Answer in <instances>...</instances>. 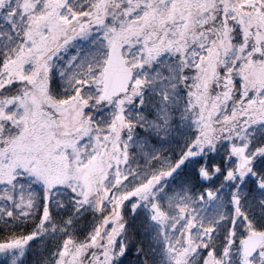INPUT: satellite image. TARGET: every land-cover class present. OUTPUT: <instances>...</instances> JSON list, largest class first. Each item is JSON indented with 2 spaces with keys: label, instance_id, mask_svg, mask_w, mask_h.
I'll list each match as a JSON object with an SVG mask.
<instances>
[{
  "label": "snow or ice",
  "instance_id": "obj_1",
  "mask_svg": "<svg viewBox=\"0 0 264 264\" xmlns=\"http://www.w3.org/2000/svg\"><path fill=\"white\" fill-rule=\"evenodd\" d=\"M0 264H264V0H0Z\"/></svg>",
  "mask_w": 264,
  "mask_h": 264
}]
</instances>
